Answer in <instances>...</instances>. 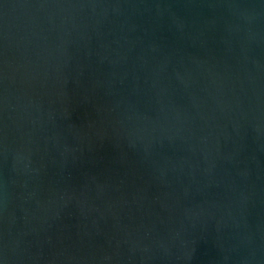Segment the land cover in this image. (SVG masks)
Returning <instances> with one entry per match:
<instances>
[{"label":"water","instance_id":"obj_1","mask_svg":"<svg viewBox=\"0 0 264 264\" xmlns=\"http://www.w3.org/2000/svg\"><path fill=\"white\" fill-rule=\"evenodd\" d=\"M0 264H264V0H0Z\"/></svg>","mask_w":264,"mask_h":264}]
</instances>
